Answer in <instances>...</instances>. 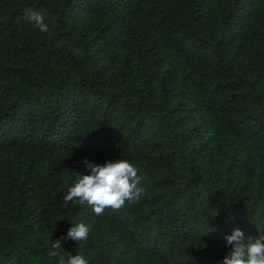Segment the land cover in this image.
I'll return each instance as SVG.
<instances>
[{"label":"trees","instance_id":"1","mask_svg":"<svg viewBox=\"0 0 264 264\" xmlns=\"http://www.w3.org/2000/svg\"><path fill=\"white\" fill-rule=\"evenodd\" d=\"M84 158L140 201L65 205ZM233 229L264 235V0H0V264H220Z\"/></svg>","mask_w":264,"mask_h":264},{"label":"clouds","instance_id":"2","mask_svg":"<svg viewBox=\"0 0 264 264\" xmlns=\"http://www.w3.org/2000/svg\"><path fill=\"white\" fill-rule=\"evenodd\" d=\"M28 18L41 31L47 32L48 25L44 23L42 14L29 10ZM81 163L88 174L78 173L73 185L68 187L63 196L65 205L72 201L87 204L96 215H103L106 209L113 211L121 209L126 202L138 203L144 190L139 187L143 177L139 169L128 160L117 158L97 164L84 158ZM90 228L85 223L70 227L66 236L62 235L52 243V256L58 255L61 243L71 239L76 242L86 241ZM226 247L230 250L220 264H264V235L257 237L245 236L240 229H233L231 235H225ZM59 264H88L83 254L69 255L65 260L61 257Z\"/></svg>","mask_w":264,"mask_h":264}]
</instances>
